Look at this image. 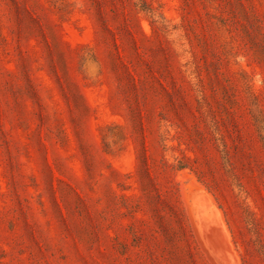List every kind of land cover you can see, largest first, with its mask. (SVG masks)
Listing matches in <instances>:
<instances>
[{"label":"rangeland","instance_id":"374dc122","mask_svg":"<svg viewBox=\"0 0 264 264\" xmlns=\"http://www.w3.org/2000/svg\"><path fill=\"white\" fill-rule=\"evenodd\" d=\"M0 264H264V0H0Z\"/></svg>","mask_w":264,"mask_h":264}]
</instances>
